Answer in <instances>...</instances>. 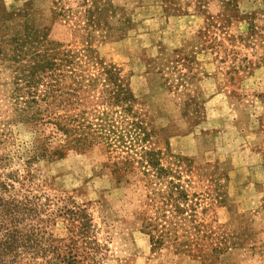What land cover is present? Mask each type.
<instances>
[{"label": "rangeland", "instance_id": "1", "mask_svg": "<svg viewBox=\"0 0 264 264\" xmlns=\"http://www.w3.org/2000/svg\"><path fill=\"white\" fill-rule=\"evenodd\" d=\"M53 1L0 0V155L9 156L7 171L22 166L17 153L29 136L11 123L14 73L2 57L25 26L74 47L72 28L53 20ZM92 2L104 10L105 26L90 48L119 71L161 165L179 175L188 208L182 217L155 216L144 184L115 174L102 146L32 164L34 182L87 206L101 264H264V0ZM146 218L185 244L168 248L164 237L165 247L151 251Z\"/></svg>", "mask_w": 264, "mask_h": 264}, {"label": "trees", "instance_id": "2", "mask_svg": "<svg viewBox=\"0 0 264 264\" xmlns=\"http://www.w3.org/2000/svg\"><path fill=\"white\" fill-rule=\"evenodd\" d=\"M89 3L53 1V20L72 28L73 48L49 40L45 28L25 26L23 33L12 36L10 54L2 57L14 73L11 123L26 130L29 145L17 153L20 169L7 171L9 156L0 155V264H101L87 206L35 183L30 167L37 162L102 146L115 174L131 175L144 184L155 216L172 211L182 217L187 211L179 175L161 165L151 131L133 110L134 99L119 71L90 48L105 23L104 10ZM146 219L143 233L151 251L165 247L164 237L168 248L185 244Z\"/></svg>", "mask_w": 264, "mask_h": 264}]
</instances>
